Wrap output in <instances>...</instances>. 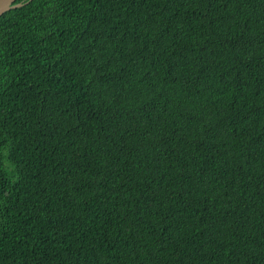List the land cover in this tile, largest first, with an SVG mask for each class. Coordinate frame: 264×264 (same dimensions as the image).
<instances>
[{"label":"trees","instance_id":"1","mask_svg":"<svg viewBox=\"0 0 264 264\" xmlns=\"http://www.w3.org/2000/svg\"><path fill=\"white\" fill-rule=\"evenodd\" d=\"M16 4L0 264H264V0Z\"/></svg>","mask_w":264,"mask_h":264},{"label":"water","instance_id":"2","mask_svg":"<svg viewBox=\"0 0 264 264\" xmlns=\"http://www.w3.org/2000/svg\"><path fill=\"white\" fill-rule=\"evenodd\" d=\"M18 0H0V17L15 8H19L21 6H23V4H16Z\"/></svg>","mask_w":264,"mask_h":264}]
</instances>
